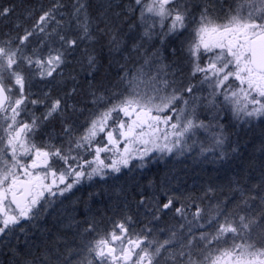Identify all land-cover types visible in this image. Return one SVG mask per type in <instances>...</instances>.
<instances>
[{
	"label": "snow or ice",
	"instance_id": "6c2138e0",
	"mask_svg": "<svg viewBox=\"0 0 264 264\" xmlns=\"http://www.w3.org/2000/svg\"><path fill=\"white\" fill-rule=\"evenodd\" d=\"M92 8L90 0L0 5V264H264V173L250 185L231 175L199 197L170 194L167 176L145 175L197 143L223 164L241 155L231 130L264 123V0H232L227 10L222 0ZM105 49L108 69L119 64L114 79L101 72ZM66 79L71 88H59ZM37 80L52 87L34 92ZM121 176H132L136 207L150 213L142 226L127 203L119 218L98 221L88 202L99 192L88 193L82 220L73 207L55 231L37 223L85 181ZM169 212L182 223L153 226Z\"/></svg>",
	"mask_w": 264,
	"mask_h": 264
},
{
	"label": "trees",
	"instance_id": "16d2710c",
	"mask_svg": "<svg viewBox=\"0 0 264 264\" xmlns=\"http://www.w3.org/2000/svg\"><path fill=\"white\" fill-rule=\"evenodd\" d=\"M6 1V0H2ZM0 0V3H2L3 6L6 5V2L3 3ZM43 2L48 5L49 0H43ZM16 3L15 0H9L8 4ZM92 12H95V9H91ZM175 47H179V45H175ZM107 52V51H106ZM106 54V53H104ZM182 54L178 53L177 57H180ZM102 66L104 67L107 64L106 58L102 57ZM172 59V58H170ZM178 62V61H177ZM179 63V62H178ZM76 66L75 62H73L72 65L69 66V68L65 69V77L68 76L69 72H71L72 67ZM101 72L108 75L110 79H113L112 77H116L117 72L120 70L119 67L115 68L112 65L111 69H108V65L104 67V70ZM133 68V67H131ZM185 73L186 71L183 70ZM72 75H75V72L71 73ZM81 81L83 80V73H81L80 77H78ZM72 86V81L71 80H65L63 84L59 85V88H64V89H70ZM41 87L43 91H47L49 87H52L51 85H45L43 84L38 85V91H41ZM35 89V86L33 87ZM53 94H56L57 88L53 87ZM81 120H83V117H81ZM51 130V129H49ZM59 129L57 128V131ZM232 140L237 141L239 143L240 147V152L241 155L237 156L234 159H231L228 161L227 165H224V168H228L227 171L222 172V171H217L218 167L213 168L214 170L211 169V171H208V175L203 176V174L200 176L206 185L212 184V185H219V184H225L227 182V179L231 175H236L241 178L247 176L250 178L249 180V185L251 183H258L261 173H264V151H261V147L264 146V123L257 122L254 124L251 128H246L244 126L237 127L235 129H232ZM225 173V174H222ZM217 175V177H216ZM204 177V178H203ZM160 179V178H159ZM148 190H145V186L143 187L144 192H148ZM137 191V190H136ZM93 192V191H90ZM104 191H101V195L94 197L92 201H89V207L91 209V215H94L98 221L101 219L104 220V224L107 223V218L108 217H116L117 216V211L118 209L122 208L123 205L126 203L131 206L129 203L130 200H122L118 199L115 196H106ZM137 199H139V195L137 192ZM223 199V197L221 198ZM88 200L87 198H83L79 201L76 200V204L71 207V201L67 199L68 206L66 209L64 208H57L54 206V209H56L55 212H52L51 214H48L45 218V222L47 224V228L53 229L55 231L56 226H58V220H62L65 215L70 213V209L75 207L77 209L76 212V218L82 220L84 217L82 215L83 213V207H84V202ZM125 202V203H124ZM57 202L56 204H58ZM231 208L232 205H229ZM254 208L258 210V206L254 205ZM56 218V219H54ZM104 224H101L104 225Z\"/></svg>",
	"mask_w": 264,
	"mask_h": 264
},
{
	"label": "flooded vegetation",
	"instance_id": "af4514ba",
	"mask_svg": "<svg viewBox=\"0 0 264 264\" xmlns=\"http://www.w3.org/2000/svg\"><path fill=\"white\" fill-rule=\"evenodd\" d=\"M9 1V0H6ZM19 1V0H15ZM179 64L183 65V70L186 72L188 71L187 66L184 64V57L181 55L180 57H176ZM171 166H163L161 163L159 165H150L149 169L146 171L147 177H153L156 178L157 181H159V178L167 176L168 178V186L171 190L170 194L187 197V196H193V197H199L202 195L203 190L206 188V183L203 182L202 178L198 175L199 171L197 168L200 166L198 165V161L194 160H180L176 162H170ZM192 164V166H191ZM211 165L207 166V169L210 168ZM174 168V169H172ZM180 168V169H179ZM192 169V170H191ZM134 177H136L140 184L144 187L145 190H148L149 188L147 186V180L144 178V176H141L138 172L133 174ZM123 189V191H120V189ZM78 189H74L73 193L66 194L67 199L71 201V207L73 206V201H79L83 198L88 197V193L90 191L93 192H101L106 196H115L118 199L122 200H130L131 206L127 209L131 214L135 215L137 213L140 214V221L141 225L146 222L145 217L150 216V213L146 212V209L144 207H141L137 209L135 204V199H137V186L132 183V176H121L119 180H112L109 179L107 184H103L102 182H98V178L94 181H85L82 185L78 186ZM153 189L149 188L148 192H145L148 197H151L153 193ZM63 198V197H62ZM135 198V199H134ZM222 198V197H221ZM197 203L201 205L205 209V211H208V205L209 201L204 200L200 201L197 200ZM125 203V202H124ZM154 203V202H153ZM211 203H215V201H211ZM124 206V205H123ZM73 208L70 209L72 211ZM124 209V207H123ZM122 208L118 209L116 218H119V214L123 210ZM56 209H49V214L52 212H55ZM194 211V209H192ZM47 216V215H46ZM43 220L38 221L37 223L41 228H47V224L45 222V218ZM189 219H191V216H189ZM182 223L180 221L179 217H176L173 219V214L169 212L167 215H162L161 220L158 222H154L153 226L157 228H167L170 225H176ZM102 225L101 227H103ZM36 233V236L39 237L40 233L38 230H33ZM200 231H204V229L197 228L195 224L193 225V232L196 234H199ZM167 233H159L158 236L160 239H164L166 237ZM241 241L236 240V243H240ZM232 241H229V244H231Z\"/></svg>",
	"mask_w": 264,
	"mask_h": 264
},
{
	"label": "rangeland",
	"instance_id": "374dc122",
	"mask_svg": "<svg viewBox=\"0 0 264 264\" xmlns=\"http://www.w3.org/2000/svg\"><path fill=\"white\" fill-rule=\"evenodd\" d=\"M1 1H2V0H1ZM2 2H3V3L6 2V5H5V6H9L8 1H2ZM18 2H19V1H16V3H18ZM28 2L31 3V4H34V5H36V6H39L40 4H43V5L47 6V5L43 2V0H28ZM90 2H91L92 5H93V9H95V5L97 4L98 0H90ZM222 3H223V7H224V9L227 10V8L229 7V4L232 3V0H222ZM0 5H2V3H0ZM233 6H235V5H233ZM116 10L118 11L119 9H116ZM157 46H159V45L157 44ZM174 46H175V45H174ZM81 51H82V49H81L80 51H78V52L75 54V56H76L77 58H79V56H80V54H81ZM106 51H107V50L105 49L104 53H106V54L103 53L102 57L106 58V60H109V57H108ZM117 59H120L118 55H117ZM102 60H103V58H102ZM73 62H75V61H73ZM120 63H124V61L121 59V60H120ZM106 65H108V61H107V64H106ZM106 65H105V66H106ZM105 66H104V67H105ZM128 66H129L130 69H131V67H134L131 63H129ZM102 67H103V66H102ZM104 67H103V70H104ZM113 67L117 68V67H119V64L113 62ZM182 68H183V65H182ZM101 70H102V68H101ZM112 78L114 79V77H112ZM38 85H41V86H42L43 83H41L39 80H37V81L34 83V86H35V89H33L34 92L38 90ZM41 90H42V87H41ZM201 94H202V95H207V90L205 89V91H204L203 93H201ZM37 114H38V113H37ZM256 123H257V122H255L254 124H256ZM244 127L248 128L247 126H244ZM45 139H46V137H45ZM201 139H203V138L201 137ZM190 143H191V142H190ZM180 160H185V161L194 160V161H196V162L198 161V162H199L198 165L200 166L199 168H197V170L199 171V174H198L199 176H201L202 174H203V176H205V173H206V175H208V171H209V170L211 171V169L214 170L213 168H215V167H218L217 170H216V172H217V171L225 172V171L228 170V168H224V165H227L228 161L225 162V163H223V164H213V163L210 162V160H206L203 156H201V155H200V147H199V143H197V144L193 147V149H192L191 152L185 154L184 156H182V157H178V158L167 157V158H165L164 160L160 161L159 163H161V165H163V166H171L172 164H171L170 162H176V161H180ZM159 163H153V164H154V165H159ZM208 165H211V166H210V168L207 169V166H208ZM191 166H192V164H191ZM172 169H174V168H172ZM179 169H180V168H179ZM191 170H192V169H191ZM222 174H225V173H222ZM208 176H209V175H208ZM201 177H202V176H201ZM216 177H217V175H216ZM203 178H204V177H203ZM59 200H63V204H60ZM57 202H59L58 204L55 205V207H57V208H64V209H66L67 206H68L67 199H65V198H62V197H61V198H59V199L57 200ZM200 223H203V221H200ZM258 239H259V237H257V236L254 234V235H253V241L258 240ZM238 241H240V240H238Z\"/></svg>",
	"mask_w": 264,
	"mask_h": 264
}]
</instances>
